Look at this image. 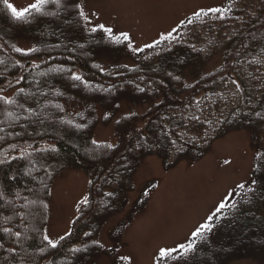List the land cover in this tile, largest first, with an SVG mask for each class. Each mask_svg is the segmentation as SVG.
Segmentation results:
<instances>
[{
  "label": "trees",
  "instance_id": "obj_1",
  "mask_svg": "<svg viewBox=\"0 0 264 264\" xmlns=\"http://www.w3.org/2000/svg\"><path fill=\"white\" fill-rule=\"evenodd\" d=\"M75 1L47 0L17 19L0 0V186L17 196L13 207L0 199V264H88L100 251L97 232L125 208L147 157L170 170L200 160L233 131L249 134L248 181L205 223L210 231L158 262L231 264L263 255L256 233L264 235V0H228L137 51L125 36L86 30ZM126 58L131 64L116 63ZM99 123L112 125L115 144L93 140ZM68 168L88 176L87 200L53 248L44 213L51 182ZM26 170L41 177L25 178Z\"/></svg>",
  "mask_w": 264,
  "mask_h": 264
},
{
  "label": "rangeland",
  "instance_id": "obj_2",
  "mask_svg": "<svg viewBox=\"0 0 264 264\" xmlns=\"http://www.w3.org/2000/svg\"><path fill=\"white\" fill-rule=\"evenodd\" d=\"M9 2L22 10L35 0ZM76 2L85 20L86 30L112 29L111 34L107 32L111 36L127 35L132 51H137L168 36L185 18L193 14L222 9L227 0ZM63 8L65 7H59L58 10L62 11ZM18 45L26 48L24 44ZM96 54V59L106 64L107 58L102 56L103 53ZM64 59L61 57L53 62L61 63ZM218 62L217 59L213 60L211 66ZM116 63L131 64L127 58L117 60ZM12 92L7 93V97ZM136 124L139 125V122ZM1 131L2 127L0 133ZM93 140L115 144L112 125L97 124ZM50 151L54 153L55 150ZM252 167L253 151L246 131L228 133L214 141L209 152L200 160L193 163L181 162L170 170H165L156 156L147 157L132 177L133 191L127 195L125 208L119 215L108 218L97 232L95 241L92 240L100 251L92 255L88 264H158L162 249L172 250L170 258L178 257L184 253L180 245L186 246L193 233L214 212L221 210L220 205L238 185L248 181ZM21 174L29 179L41 177L40 173L33 174L31 170ZM15 175L12 174L11 177L16 178ZM88 183V176L76 168L63 170L54 177L44 213V237L56 243L69 233L80 206L87 200ZM143 192L148 193V201L142 209L137 210L136 204ZM16 197L15 195L10 199L4 195L0 186V199L5 206H16ZM31 207L30 202L25 204V210L28 211ZM29 233L30 225L22 232L23 238L26 239ZM256 235L259 240L264 237L261 232ZM40 252L42 254V250ZM66 260L67 258L64 259ZM231 264H264V254L250 255L245 260Z\"/></svg>",
  "mask_w": 264,
  "mask_h": 264
},
{
  "label": "snow or ice",
  "instance_id": "obj_3",
  "mask_svg": "<svg viewBox=\"0 0 264 264\" xmlns=\"http://www.w3.org/2000/svg\"><path fill=\"white\" fill-rule=\"evenodd\" d=\"M2 2L11 11L12 15L15 18L23 19L26 16V14H28L32 10H35L36 12H40L41 11V7L45 3H47V0H35V2L33 4L29 5L28 7L23 8L22 10L17 9L12 3L9 2V0H2ZM215 11H219V10H215ZM105 31L108 32L109 34L112 33V29H105ZM124 38L128 39L127 35H125ZM163 39H168V37H164ZM16 51H20V49H16ZM74 78L77 79V80L80 79L79 76H76ZM257 159H259V156L257 157ZM238 187L243 188L244 185L241 184V185H238ZM224 206L225 205H223V204L220 205L221 208H223ZM201 229L209 230V231L211 230L209 224H203V225L200 226V229H197V231H195L193 233V236H199L201 234ZM45 239L48 241V244L51 245L53 248L56 247V244L52 240H49L48 237H45ZM61 239H63V237H61ZM188 247L191 248L192 245H189ZM180 248H184V245L181 244ZM171 254H172V250H167V249H162L161 252H160V256L162 258L170 256Z\"/></svg>",
  "mask_w": 264,
  "mask_h": 264
}]
</instances>
